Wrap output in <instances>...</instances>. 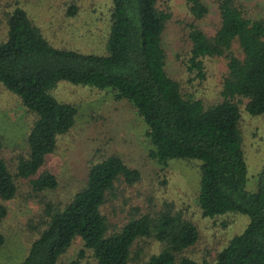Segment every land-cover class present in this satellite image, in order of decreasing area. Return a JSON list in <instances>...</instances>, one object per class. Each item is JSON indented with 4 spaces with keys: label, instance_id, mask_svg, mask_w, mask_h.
<instances>
[{
    "label": "trees",
    "instance_id": "16d2710c",
    "mask_svg": "<svg viewBox=\"0 0 264 264\" xmlns=\"http://www.w3.org/2000/svg\"><path fill=\"white\" fill-rule=\"evenodd\" d=\"M166 1L108 0L101 18L105 25L101 54L54 45L14 2L1 21L0 85L33 119L23 137L24 155L16 156L15 165H8L0 149V221L7 214L5 202L16 194V179L25 180L36 197L58 184L46 157L58 137L73 126L77 106L55 97L57 84L108 89L113 102L127 104L140 119L148 159L163 166L170 159L198 161L192 204L199 218L247 216L243 230L227 238L211 261L202 264H264V161L256 174V188L246 190L240 129L247 117L241 118V112L250 116L264 112V18L246 16L235 0H213L219 21L207 35L197 25L208 12L204 0H183L189 16L183 22L186 70L202 79L205 59H225L218 98L205 104L165 71L162 34L170 20ZM88 6L84 2L87 24L93 11ZM78 8L75 0H68L62 14L51 20L69 26L82 12ZM139 177V171L118 155L90 160L81 182L62 204L41 202L40 218L31 225L34 236L15 264H57L75 238L79 248L62 264H200L185 254L198 239L197 223L171 201L144 212L134 207L117 230L110 229L101 209L114 183L121 179L130 185ZM229 223L226 219L219 225ZM3 244L0 234V247ZM150 244L157 248L144 253Z\"/></svg>",
    "mask_w": 264,
    "mask_h": 264
},
{
    "label": "rangeland",
    "instance_id": "374dc122",
    "mask_svg": "<svg viewBox=\"0 0 264 264\" xmlns=\"http://www.w3.org/2000/svg\"><path fill=\"white\" fill-rule=\"evenodd\" d=\"M81 1V0H80ZM108 0H82L86 8L91 5L88 20L84 21V7L71 24H54L52 17H59L68 0H0V37L3 34L2 20L10 11L14 2L24 7L34 21L40 25L45 36L54 45L74 49L82 53L101 54L100 38L105 25L101 18ZM241 5L248 17L264 18V0H235ZM208 7L207 14L197 21L199 28L207 35L212 34L218 24L219 16L216 3L204 0ZM165 6L170 11V20L163 34L162 44L165 50V71L175 78L184 91L201 98L205 104L218 98L221 76L225 71L223 57H211L203 61L204 77L198 79L185 68L188 43L185 40L183 22L189 18L183 0H167ZM100 19V20H99ZM102 22V23H100ZM95 24V25H94ZM73 25V26H71ZM77 25V26H75ZM235 50V44L233 45ZM235 53L239 55L238 50ZM108 89L98 90L89 87L68 85L59 82L53 94L58 100L71 102L77 106L75 122L71 129L57 139L52 154L46 157V166L51 168L58 179L53 190H48L37 197L23 179H16L17 190L14 197L5 202L7 214L0 221V234L4 244L0 247V264H15L25 256L26 248L32 240L35 225L42 211L41 202L61 203L70 190L81 182L87 163L109 154L118 155L131 168L139 171L140 177L134 184H125L121 179L102 205V212L107 218L110 229L117 230L132 214L134 207L140 212L163 207L171 201L173 207L180 209L184 216L197 223L198 239L185 251V254L200 262L211 261L215 253L224 245L227 238L241 232L248 218L245 214L225 213L221 217L203 220L192 204V194L198 187V161L170 159L161 165L144 155L147 145L143 136L144 126L133 110L123 102H113ZM240 129L242 130V151L246 165L244 188L254 190L256 174L264 161V112L250 116L241 112ZM261 118V119H259ZM33 117L18 101L0 85V144L1 156L11 167L16 156L24 155V135ZM246 148V149H245ZM226 215V216H224ZM223 216V217H222ZM230 219L227 227L219 225L222 220ZM75 238L71 247L61 256L57 264L70 259L79 248ZM157 248L150 244L144 248L152 252ZM134 250V248H132ZM88 264V263H87ZM128 264H132L129 262Z\"/></svg>",
    "mask_w": 264,
    "mask_h": 264
}]
</instances>
